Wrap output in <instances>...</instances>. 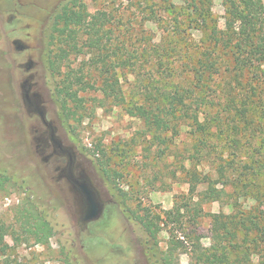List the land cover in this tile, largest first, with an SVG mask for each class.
Masks as SVG:
<instances>
[{"label": "rangeland", "instance_id": "1", "mask_svg": "<svg viewBox=\"0 0 264 264\" xmlns=\"http://www.w3.org/2000/svg\"><path fill=\"white\" fill-rule=\"evenodd\" d=\"M65 1L0 0V171L11 179L0 190V226L6 231L3 240L8 246L5 255L0 256V264L141 262L139 246L145 233L133 217L146 214L148 221L154 216L164 220L163 213L173 207L195 204L200 198L189 194L185 170L208 173L211 180L220 177L212 168L211 160L194 158L192 146L196 140L188 133L189 129L181 130L164 156L157 158V149L148 133H143L142 122L130 117L125 106L166 93L172 89V82L186 86L193 79L191 69L197 66V61L202 56L211 58L216 62L215 71L204 89L209 108L200 110V122L206 125L205 120L208 121L213 155L241 167L250 163L264 135V59L253 61L240 73L224 55L230 48L222 43L220 47L213 45V36H225L226 32L228 14L224 0H199L195 2L197 9H192V4L186 0H81L88 15L103 12L111 20L104 27L105 53L115 49L113 60L125 103L115 106L111 100L104 99L98 89L93 91L86 87L85 92L78 93L83 99L79 108L81 124L69 121L63 126L53 97L54 77L46 71L45 52L53 48L49 46L52 20L48 17ZM234 30L237 33L239 27ZM16 39L28 47L27 52L15 51L12 41ZM243 48L250 49L247 45ZM84 51L85 57L70 56L64 60L60 73L84 66L90 54ZM210 52L215 55L209 57ZM27 59L36 64L35 81L45 99L48 118L57 122L66 138L93 160L94 166L96 162H109V168L121 174L115 182L125 194L124 201V196L112 191L95 168L114 201V206L107 208L106 219L89 228L93 238L105 241L102 246V241L87 238L86 245L79 247L78 230L70 231L71 219L63 215L53 188L40 176L41 157L26 137L25 108L18 87L25 74L18 65ZM233 98L238 102L248 98L252 113L241 116L239 107L230 103ZM228 178L224 179V185L219 183L216 187L222 190L221 199L203 203V212L225 215L251 212L253 215L258 211L263 215L264 200L258 198L255 191L262 192L257 185L261 186L264 178L257 176L251 182L253 195H247L242 189L244 182L233 181L232 175ZM203 190L200 186L197 191ZM181 212L185 215L183 230L175 223L170 227L158 223L159 248L164 250L168 239L176 237L186 244L189 238H195L200 247L215 249L210 217L199 216L192 224L187 221L188 212L184 208ZM41 218L51 225L52 236L38 243L29 230L39 224ZM177 254L179 264L188 263L189 255L180 251ZM259 254L256 251L250 255L249 264H259L262 258Z\"/></svg>", "mask_w": 264, "mask_h": 264}, {"label": "trees", "instance_id": "2", "mask_svg": "<svg viewBox=\"0 0 264 264\" xmlns=\"http://www.w3.org/2000/svg\"><path fill=\"white\" fill-rule=\"evenodd\" d=\"M186 1L192 4V9H197L196 3L199 0ZM224 3L227 5L228 14L225 22V36L214 35L213 45L218 47L222 43L225 47H229L230 51H225L224 55L231 60L232 68L241 73L252 65L253 61L264 59L263 0H224ZM107 15L103 12L88 15L81 0H67L51 23L48 39L49 46L53 48L45 52V65L49 76L54 77L53 97L59 107V119L63 126L68 125L69 121L81 124L79 108L83 99L78 96V93L85 92L86 87L93 91L98 89L103 98L111 100L115 106H123L125 103L120 78L116 72V62L113 60L116 56L115 49L111 48L105 53L104 27L111 22ZM236 26L239 27L237 33L234 30ZM107 41L110 42L111 38L108 37ZM233 41L236 42L232 48ZM246 45L250 49L243 48ZM84 50L90 51L84 66L79 70L60 73L64 60L70 56L85 57ZM208 55L213 57L215 54L210 52ZM205 57L202 56L201 60L197 61V66L191 69L193 79L186 86L172 82V89L166 93H159V96L156 95L151 100L143 98L139 102L135 101L125 106V111L130 117L142 122L143 133H148L152 145L157 149L155 153L157 158L164 156L170 145L179 137L181 130L189 129L188 133L196 140L192 146L194 158L203 161L211 160L212 168L220 177V179L211 180L208 173L185 170L189 194L192 197L196 194L195 196L200 198L195 204L190 207L188 203L184 204V207H173L163 213L164 220H162L163 217L161 219L154 216L148 221L146 214L133 217L145 233L141 243L142 253L149 264H179L177 254L179 251L189 255L187 264H249L250 255L257 251L260 257L262 256L259 264H264V214L260 215L258 211L253 215L251 212H237L231 215L211 214L204 213L202 209L203 203L221 199L222 190H217L216 187L219 183L224 185L226 183L224 179H227L229 175L234 177L232 180L235 182H244L242 189L247 191V195L252 191L251 182L257 176L264 178V135L261 136V140L259 139L258 147L254 150L249 164L238 167L230 160L224 162L213 155L208 121L204 119L206 126L200 122L199 118L200 110L209 108L204 89L208 81L213 78L212 72L215 71L216 64L211 58ZM205 74H207L206 78ZM55 76H59V79ZM165 85L166 81L163 82V87ZM247 99L243 98L241 102H238L233 98L230 101L232 106L239 107L237 109L243 117H246V112L252 113L249 99ZM233 123L237 121L233 120ZM236 127L234 126L233 129ZM95 168L109 183L112 191L115 190L124 196L122 197L124 201L125 194L119 190L115 182L121 178V174L111 170L109 162L105 164L96 162ZM10 181V177L4 171H0V190ZM200 186L204 187V190L198 192ZM260 187L262 192L257 190L255 193L259 194L258 198L264 200V183L261 186L257 185V189ZM182 208L188 212L187 221L192 224L199 216L210 217L212 242L216 246L215 249L200 247L198 239L195 238H189L190 241L186 244L176 237L168 239L164 250L159 248L158 223L166 227L175 223L179 225L180 230H183L185 215L181 212ZM140 210L146 211V209ZM39 220V224L29 230V233L34 236L36 242L42 243L52 236V227L44 218ZM5 233L4 227L0 226V256H4L8 249L3 240Z\"/></svg>", "mask_w": 264, "mask_h": 264}, {"label": "flooded vegetation", "instance_id": "3", "mask_svg": "<svg viewBox=\"0 0 264 264\" xmlns=\"http://www.w3.org/2000/svg\"><path fill=\"white\" fill-rule=\"evenodd\" d=\"M59 8L60 5L54 8V14L52 12V16L48 18L53 21ZM12 45L17 52L28 51V47L19 39L13 40ZM35 67L36 64L31 59L18 65L25 73L21 76L18 87L25 108L26 137L34 151L41 157L40 176L53 188L55 200L63 215L67 214L71 219L73 227L70 231L78 230L76 240L79 247L83 248V245H86L87 238L102 241L100 244L102 246L105 241L93 238L89 228L106 219L107 208L114 206L113 194L96 173L94 161L88 159L84 152H80L66 138L56 121L48 118L45 99L38 82L35 81L37 75L34 74ZM95 209H98L101 215L92 218L90 216ZM67 242L71 243V240ZM139 248L142 251L141 245ZM142 258L143 261L132 264H149L143 253Z\"/></svg>", "mask_w": 264, "mask_h": 264}, {"label": "water", "instance_id": "4", "mask_svg": "<svg viewBox=\"0 0 264 264\" xmlns=\"http://www.w3.org/2000/svg\"><path fill=\"white\" fill-rule=\"evenodd\" d=\"M101 215V212L98 211V209H95V211L91 214L90 217L95 218Z\"/></svg>", "mask_w": 264, "mask_h": 264}]
</instances>
